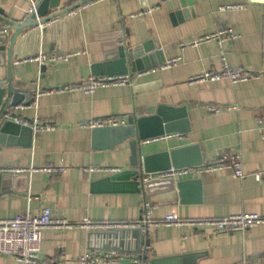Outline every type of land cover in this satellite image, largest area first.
<instances>
[{
    "label": "crops",
    "instance_id": "obj_1",
    "mask_svg": "<svg viewBox=\"0 0 264 264\" xmlns=\"http://www.w3.org/2000/svg\"><path fill=\"white\" fill-rule=\"evenodd\" d=\"M39 1L0 0V15L23 21ZM79 1L61 0L60 7L50 12ZM180 2L178 9L170 10L164 0H91L40 25L39 33L31 29V38L21 40L15 49L10 68L8 52H4L0 88L7 87L11 77L32 98L30 104L9 110L31 122L52 123L55 128L37 133L31 126L8 125L0 130V219L26 212L36 216L49 208L54 216L72 223L86 218L139 223L146 204H151L148 197L123 191L118 182L110 181L114 174L131 168L132 139L81 124L107 116H126L128 122L130 116L154 114L160 105L184 108L189 131L152 141L145 154L198 145L203 157L198 167L203 171L194 177L176 176V180L199 179L200 190L191 188L185 197L178 191L163 196L151 204L153 221L160 222L170 214L182 219L240 213L264 217V128L258 122L264 114V0ZM229 5L243 7L221 9ZM151 8L155 9L149 12ZM141 11L145 13L132 16ZM224 27L238 35L224 43L229 65L258 72L259 77L237 83L229 79L190 83L194 76L222 68L218 41L200 39ZM12 34V30L0 31V36H8L6 47ZM123 44L128 52L141 53L124 74L132 84L99 87L93 93H38L107 71L101 65L115 59L116 48ZM69 52L76 53L66 61L47 62L43 72L38 60L16 63L41 54ZM176 58L178 63L165 67ZM210 106L221 109L214 111ZM234 150L242 154L243 178L235 176L231 168L206 169ZM49 166H65L66 170H32ZM112 230L44 229L41 259L46 264H81V256L96 250L91 234ZM145 240L156 264H264V223L235 232H216L212 226L155 225ZM130 246H135L133 241ZM130 262V258L121 260ZM0 264L21 263L0 255Z\"/></svg>",
    "mask_w": 264,
    "mask_h": 264
},
{
    "label": "built area",
    "instance_id": "obj_2",
    "mask_svg": "<svg viewBox=\"0 0 264 264\" xmlns=\"http://www.w3.org/2000/svg\"><path fill=\"white\" fill-rule=\"evenodd\" d=\"M242 5H229L221 9L241 8ZM155 8L148 11L151 12ZM145 13L141 11L133 14L138 16ZM238 35L230 28H220L218 31L209 33L201 37L200 41L217 40L220 47V57L222 61V68L218 71H209L201 75L194 76L190 79V83H199L205 81H216L221 79H229L233 83L239 81H248L259 77L260 73L245 69L243 67L233 68L229 65L227 60V53L224 46L225 41L236 39ZM76 52L57 53V54H41L36 57H27L18 60L16 63L38 60L41 66L46 65L47 62L55 63L59 61H66ZM179 58L167 61L165 67H170L178 63ZM41 72L42 69H41ZM132 84V80L128 75H91L86 80L58 86L51 89L39 91V94L63 93L71 91H83L85 93H93L99 87L122 86ZM18 107H16L17 109ZM228 109L235 108L229 106ZM209 109L218 111L221 108L210 106ZM8 121H13L23 126H31L35 132H42L44 130L54 129L55 126L49 122H40L35 119L33 122L26 118L20 117L12 113L11 110L4 115ZM259 124L264 128V114L258 117ZM127 124L126 116H107L99 119H90L81 124V127H88L92 129L117 127ZM231 168L234 175L240 178L245 176L244 164L242 154L240 151H228L225 155L220 157L214 163L206 165L207 170H215L218 168ZM33 171H47L53 173H60L66 170L65 166H49L44 168H35ZM120 170V169H116ZM24 171V169H20ZM202 168L198 166L174 168L171 167L166 171L157 173L158 177H194L202 173ZM152 204V203H151ZM146 204L144 209L143 219L139 223L123 224L118 222L104 221L96 222L90 219H84L79 223H72L66 218L56 217L52 214L49 208H44L40 214L34 216L29 212L21 213L13 218L0 219V255L14 257L21 264H46L41 259V232L44 229H75L78 227L88 229H117L121 227H141L142 233L146 236L149 229L155 225H172V226H212L216 232H235L246 231L254 227L258 223H264V217L257 213H240L233 214L222 218H202V219H182L176 214H170L160 222H155L151 218V212L154 206ZM152 247L146 242L137 254H130L118 250L111 251H97L90 250L78 260L81 264H118L122 259L130 258L131 261L145 264L151 258ZM247 264V263H243Z\"/></svg>",
    "mask_w": 264,
    "mask_h": 264
},
{
    "label": "water",
    "instance_id": "obj_3",
    "mask_svg": "<svg viewBox=\"0 0 264 264\" xmlns=\"http://www.w3.org/2000/svg\"><path fill=\"white\" fill-rule=\"evenodd\" d=\"M89 1L91 0H81L59 11L50 12L51 9L55 10L60 7L61 0H40L36 5V9L23 21L16 20V18L9 15H0V31H13V34L9 38L8 47L5 45L8 36H0V64L4 52L7 50V64L9 68L12 67L15 49L21 40L26 42L31 38V29L36 28L35 33H39L40 25L56 20L61 15L72 12ZM164 1L170 10L178 9L181 5L180 0ZM47 31V27L43 29L44 33ZM115 54L117 58L108 60L101 65L107 71H99L98 73H94V75L127 74L129 70L128 65L134 66L135 62L133 59L141 55L140 52H128L124 44L116 48ZM45 67V65L41 67L42 71ZM11 79L10 77L7 87L0 88L1 131H4L8 125L21 126L4 118V115L9 112L11 106H16L21 103L30 104L32 102L31 94H23ZM185 116L186 112L184 108L176 109L166 105H160L152 115L141 117L130 116L126 125L95 129V131H107L113 134L122 133L124 139H132L133 157L131 168L114 174L111 176L110 181L118 182L123 191L144 193L152 204L159 201L163 196L166 197L169 194H175L176 191L179 192L181 197H185L187 191L191 188L200 190L201 181L199 179L176 180L175 177L161 178L157 176V173L166 171L171 167L201 166L203 164V157L198 145H189L172 150L145 154L152 141L167 134L176 132L185 133L189 131V127L186 125L188 121L184 120ZM91 236L93 239V249H117L122 252L135 253H140L141 245L145 242L146 237L142 233L141 227H121L112 231L93 232ZM131 241L134 242V247L130 246ZM127 264L140 263L131 261ZM145 264H156V259H150Z\"/></svg>",
    "mask_w": 264,
    "mask_h": 264
}]
</instances>
